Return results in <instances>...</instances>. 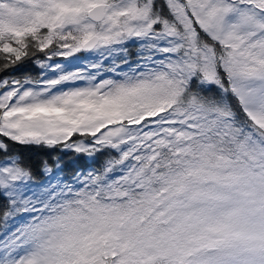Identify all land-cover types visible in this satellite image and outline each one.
<instances>
[{
    "label": "snow or ice",
    "instance_id": "obj_1",
    "mask_svg": "<svg viewBox=\"0 0 264 264\" xmlns=\"http://www.w3.org/2000/svg\"><path fill=\"white\" fill-rule=\"evenodd\" d=\"M0 264H264V0H0Z\"/></svg>",
    "mask_w": 264,
    "mask_h": 264
},
{
    "label": "trees",
    "instance_id": "obj_2",
    "mask_svg": "<svg viewBox=\"0 0 264 264\" xmlns=\"http://www.w3.org/2000/svg\"><path fill=\"white\" fill-rule=\"evenodd\" d=\"M21 71L32 76H39L41 74L40 68L33 62L26 63ZM11 147L14 153H18L24 162L34 169H39L42 161H51L54 157L61 158L65 166V173L68 175H71L78 168L91 166V162L86 157H78L72 152H63L59 148L48 149L33 145L18 144H13Z\"/></svg>",
    "mask_w": 264,
    "mask_h": 264
}]
</instances>
